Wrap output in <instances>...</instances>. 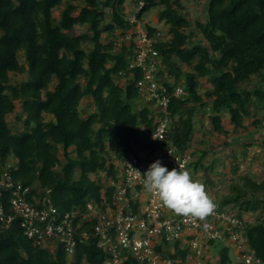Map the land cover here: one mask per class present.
Listing matches in <instances>:
<instances>
[{"label":"trees","instance_id":"trees-1","mask_svg":"<svg viewBox=\"0 0 264 264\" xmlns=\"http://www.w3.org/2000/svg\"><path fill=\"white\" fill-rule=\"evenodd\" d=\"M142 1L136 19L161 7L156 20L167 26L169 36L154 46L163 66L155 79L169 99L168 141L179 150L188 148L196 115H208L211 132L223 135L224 145L229 128L223 116L234 131L256 128L259 119L244 122L251 110L253 115L264 110V0H206L196 20L184 12L182 0ZM123 2L0 0V181L7 174L13 184L29 187L28 200L49 190L61 218L83 210L88 200L99 201L101 190L111 201L113 188L90 176L105 172L111 179L113 156L125 159L135 149L154 148L142 135L154 128L150 108L138 106L142 97L136 83L143 71L130 67L132 46L114 47L116 32L124 35L135 25L123 16ZM105 9L110 22H105ZM143 27L148 36L158 31ZM183 66L190 70L184 72ZM164 72L172 82L162 77ZM203 79L208 88L201 95ZM176 88L185 95L173 96ZM16 109L20 127L13 129L7 117ZM260 146L264 150V137ZM245 181L221 205L239 203L238 215L254 214L244 235L247 248L264 264V181ZM54 241L34 244L16 220L0 229V264H103L107 257L92 236L78 242L72 254ZM218 254L216 264H231L228 248ZM168 256L173 264H184L187 250ZM120 264L144 263L124 253Z\"/></svg>","mask_w":264,"mask_h":264},{"label":"built area","instance_id":"built-area-1","mask_svg":"<svg viewBox=\"0 0 264 264\" xmlns=\"http://www.w3.org/2000/svg\"><path fill=\"white\" fill-rule=\"evenodd\" d=\"M142 5L143 1L139 0L133 15L125 18L135 25L124 31V35L116 32L118 39L114 41V47L121 44L132 46L134 57L130 67L143 71L142 79L136 83L137 91L145 100L154 101L161 114L151 139L162 142L168 126L169 99L154 74L161 68L154 49L160 41V33L157 31L148 36L144 27L139 25L135 14ZM184 94L182 88L173 92L176 97ZM156 159L171 170L185 169L191 157L187 152L178 154L163 145L153 152L134 150L127 158L114 161L116 174L106 185V188H113L109 203L105 198L106 190H101L99 201L88 200L83 210L77 209L62 218L50 201L49 190H44L39 197L31 195L28 200L26 196L30 194V188L13 184L4 174L0 181V229L9 228L17 220L23 234L33 239L34 244L43 246L44 242L54 239L55 245L62 244L68 254L73 253L78 242L92 236L96 246L107 255L103 264H119L124 253L139 263L173 264L168 253H174V243L187 246L192 256L198 258L202 253L201 245L210 241L224 242L233 253V264H262L246 248L243 218L215 212L203 221L193 222L175 215L146 192L142 174Z\"/></svg>","mask_w":264,"mask_h":264},{"label":"rangeland","instance_id":"rangeland-1","mask_svg":"<svg viewBox=\"0 0 264 264\" xmlns=\"http://www.w3.org/2000/svg\"><path fill=\"white\" fill-rule=\"evenodd\" d=\"M103 1V0H101ZM134 0H124L123 2V10H122V14L123 16L126 18L127 16H131L133 15L136 6L133 4ZM206 0H182L181 1V5H183V7H185L184 12L187 13L189 15V17H191V19L196 20L197 18H200L202 13H203V4L205 3ZM161 10V7H152L149 10L145 11L142 13V16L140 18V20L138 21L140 26H145L148 25L150 27L156 28L159 33H160V41H165L169 39V36H167V26L164 25L163 23H159L156 20V16L158 11ZM105 22H110L111 20V12L109 9H105ZM58 15V11H54L53 16L57 17ZM82 30V29H81ZM161 67H163L161 65ZM183 71H189L190 68L188 66H183ZM162 77L168 78L167 75L165 74V72L162 74ZM169 82H172V78H168ZM181 82V79H180ZM182 86V85H181ZM208 88V85L205 83V80L203 79L201 81V85L199 87V93L201 95H203L204 91H206ZM203 100L204 101H208L207 99H205V97L203 96ZM86 102H82V105L85 104ZM142 105H145L146 107L150 108V103L146 102V100H144L142 98L140 104L138 103V106L141 108ZM151 107L155 109V106L153 107L151 105ZM21 115L20 110L16 109L13 115H9L7 117V122L9 124V126L13 127V129H17L20 127V124L15 120L14 115ZM254 111L251 110L250 111V116L248 118V121L245 124H248L256 119H259L260 123L257 126L258 129L255 131L254 134L251 135L250 130H247L248 134H245V131L240 130V131H234L233 129H230V123L228 121V116L225 115L223 116V120H222V124L223 126L227 129L229 128V132L228 135L225 137L227 138V140H230V138L232 139L235 135L236 132H240L242 133L244 136V141L238 142V143H232L231 141H227V144L230 142V144H233L232 149L230 151H228V153H230V155H227L228 158L223 157L222 156V150H215L212 151V154L210 153V148H211V143L213 141V138H217L214 133L211 132V130H206L207 133H205V140L200 142L197 140L194 143V146H196V148H192L191 151V157L192 158H197V154H196V150L198 148V146L200 145V150H204L203 155L198 154L199 158L201 159L200 161V167L202 170L203 175L207 176V177H216L219 176L220 171H221V167H225L227 160H230L231 164L234 163V165L232 166V171H234L237 176H241V181H239L238 179H235V183H238L239 185L242 186V188H244L246 186V182L245 180H243V176L247 178H249L252 182H256V180L260 181L262 179H264V152L261 151L260 149V143L262 140V135H258L259 130L262 129V127H264V110H261L259 112H257L255 115ZM204 117V116H203ZM198 125V121L197 119H194V123H193V128L194 131H199V126ZM207 128L210 127L209 123L206 125ZM256 127V128H257ZM251 129V128H250ZM252 130V129H251ZM261 132V131H260ZM220 137L224 136L221 135ZM251 137V139H250ZM249 139V140H248ZM248 140V141H247ZM250 142L251 144L248 147H245L243 145H241L243 142ZM191 143V141H190ZM189 143V144H190ZM214 143V142H213ZM241 143V144H240ZM231 147V145H230ZM227 148V147H224ZM240 149V150H238ZM189 152V150H188ZM59 157H62V153H59ZM11 161V160H9ZM199 167V168H200ZM188 171L191 173L193 179L195 180H199L200 178L197 179V177H195V171L193 170V168H189ZM231 171V170H230ZM233 174V173H232ZM231 174V175H232ZM105 172H100L98 173V175H91L90 177L93 179H99L100 181H102L103 183H105V185H107L108 179L105 177ZM206 177V178H207ZM232 181V179L227 180V179H223L220 183L221 185V189L220 190H216L215 191V198L214 201L217 202H221L223 198H225L224 196H229L230 192L228 190V183H230ZM233 181H234V177H233ZM242 182V183H241ZM233 188V186L231 187ZM237 188V186H236ZM241 188V187H240ZM211 189V188H210ZM234 189V188H233ZM211 191V190H210ZM44 192V190H43ZM234 190H231V193H234ZM259 196L261 195V193H257ZM261 197V196H260ZM242 200H246V197H242ZM247 201V200H246ZM245 202V201H243ZM247 203H243L242 206H247ZM223 206V205H222ZM231 204L229 203L228 206H226V208H230ZM233 206H231L232 208ZM237 209L239 207V203H236L235 206ZM230 208V209H231ZM225 209V208H223ZM242 216H244L245 220L247 222H251L250 225L254 222V214H252L251 212H245L241 214ZM243 234V232H242ZM213 244H209L208 246H206L205 248V253H204V262H209L210 264H216L218 262V258H219V251L222 248V246H226L224 242L222 241H210ZM209 242V243H210ZM216 242V243H215ZM228 245V243H227ZM229 254L231 255V251L229 252ZM192 258V259H191ZM197 260H199L198 258H195L193 256L187 257L186 261L184 264H199L198 262L200 261V264H203L202 260H199L197 262Z\"/></svg>","mask_w":264,"mask_h":264},{"label":"clouds","instance_id":"clouds-1","mask_svg":"<svg viewBox=\"0 0 264 264\" xmlns=\"http://www.w3.org/2000/svg\"><path fill=\"white\" fill-rule=\"evenodd\" d=\"M141 97L143 98V96ZM146 102L150 103V110H151V113L154 115V128L152 132L142 133V135L146 137V143L153 144L154 148L153 149L151 148L135 149V152H137L138 150L153 152L155 148H157L160 145H163L169 148H173V150L178 154L187 152L191 157V152L190 150L188 152V148L184 150H179L170 141H168L167 133L169 132L170 127H171V124H170L171 121L168 117V111L166 113L167 114L166 116L168 118V126L164 133L163 141L159 142V141L151 139V134L155 131V128L157 126V120L161 114L159 112L158 107L155 105L154 101L146 100ZM151 105L153 107L155 106L156 110H154L151 107ZM115 160L116 158L113 156L111 163L114 164ZM191 162H192V157L189 163L186 165L185 169L173 168L171 170H168V168L162 164V161L160 159H156L154 162L148 165L147 170L142 174L143 175V186L146 192L155 196L163 207L167 208L168 210L173 212L175 215L191 219L193 222L197 220L203 221L207 217L213 215L215 212H224V213L235 215L238 218H243L244 228L247 224L250 225L251 222H247L244 216H242L241 214L238 215L236 213L235 211L236 207H234L235 206L234 204H231V206L233 207L231 208L230 206L231 208L230 209V208H226V206H228L229 204H222L223 205L222 206L220 202L218 206V204L215 203L214 198L210 196L208 192L206 191V186L199 180L193 179L191 173L188 171L191 165ZM174 244L178 245L177 246L178 249H174V245H173L172 246V249L174 250L173 254H175L177 250H187L186 258L192 256V253L189 251L187 246L184 247L179 242L174 243ZM208 244L209 242L203 243L201 245L202 253H201V256L198 257V259L202 260L203 264L206 263L204 262V258H205L204 253H205V248L206 246H208ZM222 247L228 248L229 252L231 251V249L228 246L223 245ZM246 248H247V245H246ZM229 257L231 259V264H233L235 262V259L233 258L232 251H231V255L229 254ZM238 264H241V263H238Z\"/></svg>","mask_w":264,"mask_h":264},{"label":"crops","instance_id":"crops-1","mask_svg":"<svg viewBox=\"0 0 264 264\" xmlns=\"http://www.w3.org/2000/svg\"><path fill=\"white\" fill-rule=\"evenodd\" d=\"M194 119H197V121H198L197 127L199 126V131H194L193 130L192 139H191V143L188 146V150H192L191 147L196 148L197 145L194 146V143L196 142V140H197V143L200 140L204 141L205 140L204 138L206 137L205 136V133H207L206 130H210V127L209 128L206 127V125L209 123L208 115H206V114L205 115H202V116H197L196 115L194 117ZM247 121H248V119L245 120L244 124ZM193 122H194V120H193ZM248 124H245V125H248ZM250 128L252 129V127H249L248 130H250L251 135L254 134L255 131L258 129V127L257 128H254L252 130ZM237 131H240V129L237 130ZM245 134H248V132L245 131ZM259 134L262 135V138L264 137V127H262V129L259 130L258 135ZM214 135L217 138H215V137L213 138V141L211 143L210 153L212 154V151H215V150H222V153H223L222 156L223 157H226V158L229 157V156L227 157V155H230V153H228V151H230L232 149L233 144L234 143L236 144L238 142L244 141V136H245V135H243L240 132H236V135L232 139L230 138V140H228V141H231L233 144H230V142H229L227 145H224L223 137H220L221 135H218V134H214ZM250 139H251V137H250ZM202 141H200V142H202ZM250 144H251V141L250 142H246L245 141L241 145H243L245 147H248V146H250ZM230 145H231V147H230ZM224 147H227V148H224ZM260 149H261V151L264 152V150L261 148V146H260ZM238 150H240V149H238ZM203 153H204V150H200V145H199L198 148H197V150H196V154H197L196 157L197 158H192V162H191V165H190L189 168H193V170L195 171V177H197V179L200 178V182H202L206 186V191L208 192V194L210 196H212L216 200V198L214 197L215 196L214 193H215L216 190H220L221 189L220 183H221V181L223 179H227V180L232 179V181L230 183H228V187H229L228 190H229L230 194H231V190L233 189V188H231L232 186L233 187H235V186L242 187L238 183H235V179H238L239 181H241L240 180L241 179V176H237V174L234 171H232V166L231 165H234V163L231 164L230 160H227L225 167H223V166L221 167V171H220L219 176H216V177H210L209 176V177H207V176L203 175L202 170H199V169H201V167L199 166L201 159L198 156V154L203 155ZM193 164L195 166H193ZM233 177H234V181H233ZM243 180H245V177L244 176H243ZM261 181H264V179H262L260 181L256 180L257 183H259ZM224 197L227 198L228 196H224ZM225 198H223V199H225ZM215 203L218 204V206H219L220 201L219 202L215 201Z\"/></svg>","mask_w":264,"mask_h":264}]
</instances>
